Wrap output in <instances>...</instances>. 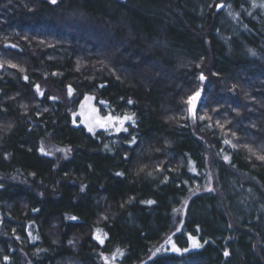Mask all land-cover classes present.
Listing matches in <instances>:
<instances>
[{
	"label": "trees",
	"instance_id": "trees-1",
	"mask_svg": "<svg viewBox=\"0 0 264 264\" xmlns=\"http://www.w3.org/2000/svg\"><path fill=\"white\" fill-rule=\"evenodd\" d=\"M221 1L0 0V264H264V0Z\"/></svg>",
	"mask_w": 264,
	"mask_h": 264
},
{
	"label": "rangeland",
	"instance_id": "rangeland-1",
	"mask_svg": "<svg viewBox=\"0 0 264 264\" xmlns=\"http://www.w3.org/2000/svg\"><path fill=\"white\" fill-rule=\"evenodd\" d=\"M235 1L236 0H231L229 2L221 1L220 3H218V5H223V7H221V9L219 10L220 15L218 17V23L222 30L231 29L232 31L234 28L243 29L245 27V23L242 19L241 14L243 11L246 10V7L238 6V4H236ZM205 81H206V78L203 81H201V83L203 84ZM87 97H90V96H87ZM90 98L91 99H88V100L84 99L79 107V110L74 114L73 118L77 122L76 124L83 126L88 132L90 131L88 130V127H86V125L90 124L93 127V131L90 133H93V134L98 131H104V132H107L111 136L112 135L116 136L124 132V129H126V124L129 123L131 119L125 120L123 125H121L119 122L115 120V118L119 117L121 120H123L125 116H116L112 113H106L108 111L107 107H103L102 108L103 112H102L99 106L95 103L94 98L93 97H90ZM82 105L83 107H81ZM190 107L192 106L188 104L187 109L189 110ZM197 107H198V103L196 104L195 102L194 109H193L194 114L196 112ZM191 114L193 115V112H191ZM109 116L114 118L113 121L109 123H105L103 127L100 126V124L96 123V119L104 121V119ZM194 116L195 115H193V117ZM208 178L209 180H208V184L206 187L212 189L211 185H212L213 179H212L211 174H209ZM196 185L198 184L195 183V186ZM178 216L179 218H182V211L178 214ZM178 226H179V223L176 222V227Z\"/></svg>",
	"mask_w": 264,
	"mask_h": 264
},
{
	"label": "snow or ice",
	"instance_id": "snow-or-ice-1",
	"mask_svg": "<svg viewBox=\"0 0 264 264\" xmlns=\"http://www.w3.org/2000/svg\"><path fill=\"white\" fill-rule=\"evenodd\" d=\"M50 2H51L52 4H56V3H57V0H50ZM254 6H255V5H254ZM219 7H223V5H219L218 8H219ZM261 7H264V5H261ZM252 55H255V53L253 52ZM12 67H15V65H12ZM199 78H200L201 81H203V80L205 79V77L203 76V74H201ZM24 79L27 81L28 77L25 76ZM36 91H37L38 93H40L41 96L44 95V93L40 91V88H39L38 85L36 86ZM72 91H73L72 88L69 86V88H68V95H69V96H71ZM199 97H200V92L197 91V92H195L192 96H190V97L188 98V100H187V103H188L189 105L192 106V107H190L189 111H190V112H193V115H195V114H194V111H193V109H194V104H195V101H197ZM50 99H56V98H55V97H50ZM85 99L88 100V99H91V98H90V97H86ZM101 103H103V102H101ZM129 103H131V101H129ZM81 107H83V105H82ZM113 119H114V118L111 117V116L106 117V118L104 119V121H101V120H99V119H96V123H97V124H100V126L103 127L105 123H109V122L113 121ZM129 119H131V117H127V116H125V117L123 118V120H121L119 117H116V118H115V120H116L117 122H119L121 125H123V123H124L125 120H129ZM200 119H204V117H200ZM73 122L75 123V120H74ZM133 123H134V122H133ZM217 123H219V122H217ZM86 127H88V130H89L90 132L93 131V127H92L90 124L86 125ZM8 128L10 129V128H11V125H9ZM117 130H119V129H117ZM124 131H127V129H124ZM233 135H235V133H233ZM132 143H135V138H133ZM224 143H225V144H230L231 142L228 141V140H225ZM232 147L235 148L236 145L233 144ZM248 150H249L250 152H252V154H253L254 156H256V159H257V160H260V161L264 162V155H257V154H256L251 148H249ZM41 152H43L45 155H47V153L44 152V149H43V148H41ZM126 159H127V158H126ZM224 159H225V161H228V160H229V157L225 156ZM116 175L120 176V175H123V173H116ZM149 175H151V174L149 173ZM206 190H207V191H212L211 188H207ZM81 191H83V188H81ZM147 203L151 204V203H153V201H148ZM178 211H179V210H178ZM71 219H76V218H75V217H71ZM97 232L99 233V230H97ZM94 238L97 239L101 244L104 243V240L101 239V237H100L99 235H96ZM189 239L192 240L193 238H192L191 236H189ZM193 246L198 248V247H200L201 245H200L197 241L193 240ZM173 250L176 251V252H180V251H181L180 249L176 248L175 245H173ZM157 251H160V250L157 249ZM184 251H187V249H185ZM120 254L123 255V253H120ZM224 256H225V257H228V256H229V252H228V251H225V252H224ZM113 258H114V257H113ZM6 259H7V258H6ZM105 261H106V264H107V258H105Z\"/></svg>",
	"mask_w": 264,
	"mask_h": 264
},
{
	"label": "water",
	"instance_id": "water-1",
	"mask_svg": "<svg viewBox=\"0 0 264 264\" xmlns=\"http://www.w3.org/2000/svg\"><path fill=\"white\" fill-rule=\"evenodd\" d=\"M218 6H219V5H218ZM218 6H217V8H216V10H217V11H219V10L221 9V7H219V8H218ZM199 92H200V97L198 98V100H197V101H195V102H196V104H197V103H199V101H200V98H201V91H199Z\"/></svg>",
	"mask_w": 264,
	"mask_h": 264
}]
</instances>
